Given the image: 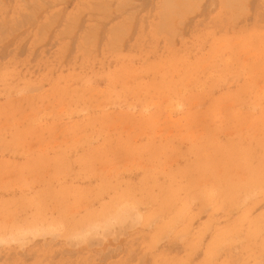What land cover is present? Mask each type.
<instances>
[{
  "label": "rangeland",
  "instance_id": "obj_1",
  "mask_svg": "<svg viewBox=\"0 0 264 264\" xmlns=\"http://www.w3.org/2000/svg\"><path fill=\"white\" fill-rule=\"evenodd\" d=\"M263 167L264 0H0V264H264Z\"/></svg>",
  "mask_w": 264,
  "mask_h": 264
},
{
  "label": "bare ground",
  "instance_id": "obj_2",
  "mask_svg": "<svg viewBox=\"0 0 264 264\" xmlns=\"http://www.w3.org/2000/svg\"><path fill=\"white\" fill-rule=\"evenodd\" d=\"M80 75V74H79ZM2 76V75H1ZM86 82V81H85ZM84 82V83H85ZM116 93V92H115ZM80 94V93H79ZM110 94V93H109ZM112 95V94H111ZM116 95V94H115ZM114 95V96H115ZM130 96V95H129ZM124 98V97H123ZM262 98V97H261ZM104 99V98H103ZM138 99V98H137ZM255 99V98H254ZM258 99V98H257ZM76 100V99H75ZM168 100V99H167ZM72 101V100H71ZM124 101H127V100H124ZM162 101V100H161ZM222 101V100H221ZM130 102H131V100H130ZM82 103V102H81ZM142 103V102H141ZM198 103V102H197ZM255 103V102H254ZM89 104V103H88ZM213 104V103H212ZM245 104V103H244ZM253 104V103H252ZM256 104V103H255ZM71 105V104H70ZM124 105V104H123ZM135 105V104H134ZM139 105V104H138ZM189 105V104H188ZM211 105V104H210ZM93 106V105H92ZM193 106V105H192ZM191 106V107H192ZM233 106V105H232ZM253 106H254V104H253ZM85 108V107H84ZM158 109H159V107H157ZM235 108V107H234ZM255 108V107H254ZM208 109V108H207ZM149 110V109H148ZM227 110V109H226ZM212 111V110H211ZM220 111V110H219ZM262 111V110H261ZM226 112V111H225ZM245 112H246V110H245ZM69 113V112H68ZM141 113V112H140ZM178 113V112H177ZM220 113V112H219ZM262 113V112H261ZM119 114V113H118ZM138 114V113H137ZM187 115V114H186ZM233 115V114H232ZM105 116V115H104ZM111 116V115H110ZM140 116V115H139ZM206 116V115H205ZM96 117V116H95ZM101 117V116H100ZM147 117V116H146ZM211 117V116H210ZM223 117V116H222ZM227 117V116H226ZM171 118V117H170ZM195 118V117H194ZM229 118V117H228ZM239 118V117H238ZM243 118V117H242ZM150 119V118H149ZM208 119V118H207ZM226 119V118H225ZM148 120V119H147ZM188 120V119H187ZM192 120V119H191ZM102 121V120H101ZM114 121V120H113ZM26 122V121H25ZM110 122V121H109ZM132 122V121H131ZM158 122V121H157ZM197 122H199V121H197ZM101 124H102V122H100ZM138 123V122H137ZM150 123V122H149ZM161 123V122H160ZM191 123V122H190ZM241 123V122H240ZM85 124V123H84ZM187 124V123H186ZM205 124V123H204ZM214 124V123H213ZM224 124V123H223ZM118 125V124H117ZM135 125V124H134ZM176 125V124H175ZM190 125V124H189ZM201 125V124H200ZM192 126V125H191ZM206 126V125H205ZM139 127V126H138ZM167 127V126H166ZM221 127V126H220ZM70 128V127H69ZM86 128V127H85ZM142 128V127H141ZM146 128V127H145ZM174 128V127H173ZM259 128V127H258ZM19 129V128H18ZM90 129V128H89ZM136 129H138V128H136ZM161 129V128H160ZM190 129V128H189ZM199 129V128H198ZM201 129V128H200ZM216 129V128H215ZM82 130V129H81ZM80 130V131H81ZM148 130V129H147ZM169 130V129H168ZM211 130V129H210ZM233 130V129H232ZM231 130V131H232ZM31 131V130H30ZM125 131V130H124ZM131 131V130H130ZM150 131V130H149ZM152 131V130H151ZM150 131V132H151ZM176 131V130H175ZM174 131V132H175ZM178 131V130H177ZM245 131V130H244ZM21 132V131H20ZM32 132V131H31ZM161 132V131H160ZM168 132H170V131H168ZM192 132V131H191ZM212 132V131H211ZM100 133V132H99ZM114 133V132H113ZM126 133V132H125ZM124 133V134H125ZM135 133V132H134ZM171 133V132H170ZM194 133V132H193ZM118 134V133H117ZM141 134V133H140ZM191 134V133H190ZM199 134V133H198ZM201 134V133H200ZM92 135V134H91ZM142 135V134H141ZM151 135V134H150ZM158 135H160V134H158ZM157 135V136H158ZM168 135H169V133H168ZM192 135V134H191ZM137 136H139V135H137ZM146 136V135H145ZM152 136V135H151ZM166 136V135H165ZM181 136V135H180ZM71 137V136H70ZM185 137V136H184ZM235 137H237V136H235ZM261 137V136H260ZM166 138V137H165ZM24 139V138H23ZM62 139V138H61ZM85 139V138H84ZM123 139V138H122ZM141 139V138H140ZM147 139V138H146ZM244 139V138H243ZM9 140V139H8ZM78 140V139H77ZM82 140V139H81ZM87 140V139H86ZM186 140V139H185ZM110 141V140H109ZM129 141V140H128ZM150 141V140H149ZM184 141V140H183ZM211 141V140H210ZM89 142V141H88ZM119 142V141H118ZM147 142V141H146ZM187 142V141H186ZM191 142V141H190ZM194 142V141H193ZM199 142V141H198ZM37 143V142H36ZM70 143V142H69ZM82 143V142H81ZM108 143V142H107ZM123 143V142H122ZM192 143V142H191ZM54 144V143H53ZM60 144V143H59ZM117 144V143H116ZM153 144V143H152ZM44 145V144H43ZM130 145V144H129ZM132 145H134V143L132 144ZM137 145V144H136ZM177 145V144H176ZM223 145V144H222ZM23 146V145H22ZM53 146V145H52ZM102 146H104V144L102 145ZM102 146H100V147H102ZM155 146V145H154ZM153 146V147H154ZM238 146V145H237ZM243 146V145H242ZM45 147V146H44ZM51 147V146H50ZM69 147V146H68ZM134 147V146H133ZM181 147V146H180ZM187 147V146H186ZM189 147V146H188ZM219 147V146H218ZM26 148V147H25ZM47 148V147H46ZM53 148V147H52ZM51 148V149H52ZM64 148V147H63ZM108 148V147H107ZM137 148V147H136ZM140 148V147H139ZM192 148V147H191ZM22 149V148H21ZM39 149V148H38ZM69 149V148H68ZM99 149V148H98ZM180 149V148H179ZM197 149H199V148H197ZM231 149H233V148H231ZM36 150V149H35ZM70 150V149H69ZM83 150V149H82ZM87 150V149H86ZM109 150V149H108ZM120 150V149H119ZM127 150V149H126ZM149 150V149H148ZM185 150V149H184ZM247 150V149H246ZM259 150H260V148H259ZM55 151V150H54ZM102 151V150H101ZM52 152V151H51ZM72 152V151H71ZM76 152V151H75ZM74 152V153H75ZM97 152V151H96ZM163 152V151H162ZM261 152V151H260ZM29 153V152H28ZM40 154H41V152H39ZM42 153H43V151H42ZM55 153V152H54ZM60 153V152H59ZM63 153H64V151H63ZM32 154V153H31ZM87 154V153H86ZM114 154V153H113ZM118 154V153H117ZM235 154V153H234ZM248 154V153H247ZM24 155V154H23ZM36 155V154H35ZM83 156H84V154H82ZM88 155V154H87ZM100 155V154H99ZM151 155V154H150ZM150 155H149V157H150ZM193 155V154H192ZM197 155V154H196ZM233 155V154H232ZM231 155V156H232ZM38 156V155H37ZM40 156V155H39ZM43 156V155H42ZM46 156V155H45ZM185 156V155H184ZM206 156V155H205ZM36 157V156H35ZM44 157V156H43ZM186 157V156H185ZM184 157V158H185ZM197 157V156H196ZM34 158V157H33ZM40 158V157H39ZM88 158V157H87ZM180 158H182V156L180 157ZM82 159V158H81ZM133 159V158H132ZM166 159V158H165ZM171 159V158H170ZM131 160V159H130ZM138 160V159H137ZM146 160V159H145ZM155 160H157V159H155ZM241 160V159H240ZM248 160V159H247ZM256 161V160H255ZM54 162V161H53ZM67 162V161H66ZM126 162V161H125ZM157 162V161H156ZM196 162V161H195ZM132 163V162H131ZM138 163V162H137ZM230 163V162H229ZM189 164H191V163H189ZM199 164V163H198ZM85 165V164H84ZM154 165V164H153ZM199 165H201V163L199 164ZM213 165H214V163H213ZM212 165V166H213ZM211 166V167H212ZM225 166V165H224ZM166 167H167V165H166ZM87 168V167H86ZM117 168V167H116ZM208 168V167H207ZM228 168H230V167H228ZM228 168H226L227 170H228ZM248 168V167H247ZM252 168V167H251ZM264 168V167H263ZM139 169V168H138ZM171 169V168H170ZM245 169V168H244ZM172 170V169H171ZM208 170H209V168H208ZM225 170V169H224ZM223 170V171H224ZM84 171V170H83ZM164 171V170H163ZM186 171H187V169H186ZM188 171H190V170H188ZM212 171H214V170H212ZM137 172V171H136ZM196 172V171H195ZM231 172V171H230ZM263 173V172H262ZM221 174H223L222 172H221ZM240 174V173H239ZM161 175V174H160ZM189 175V174H188ZM215 175V174H214ZM220 176V175H219ZM229 176V175H228ZM248 176V175H247ZM142 177H144V175L142 176ZM183 177V176H182ZM188 177V176H187ZM213 177V176H212ZM216 177V176H215ZM249 177V176H248ZM252 177V176H251ZM256 177V176H255ZM189 178H190V176H189ZM223 178V177H222ZM171 179H172V177H171ZM183 179V178H182ZM205 179V178H204ZM188 180V179H187ZM186 180V181H187ZM229 180V179H228ZM258 180V179H257ZM122 181V180H121ZM181 181V180H180ZM195 181V180H194ZM259 181V180H258ZM119 182V181H118ZM140 182V181H139ZM146 182V181H145ZM174 182V181H173ZM193 182V181H192ZM239 182V181H238ZM247 182H249V181H247ZM256 182V181H255ZM7 183V182H6ZM172 183V182H171ZM199 183V182H198ZM220 183V182H219ZM250 183V182H249ZM26 184V183H25ZM189 184H190V182H189ZM248 184V183H247ZM246 184V185H247ZM264 184V182H262V185ZM116 185V184H115ZM148 185V184H147ZM178 185V184H177ZM233 185H236V184H233ZM188 186V185H187ZM190 186V185H189ZM173 187V186H172ZM171 187V188H172ZM191 187V186H190ZM238 187V186H237ZM241 187V186H240ZM250 187V186H249ZM254 187H255V184H254ZM115 188V187H114ZM142 188H144V187H142ZM251 188V187H250ZM111 189V188H110ZM131 189V188H130ZM198 189V188H197ZM226 189H228V188H226ZM254 189V188H253ZM257 189V188H256ZM124 190V189H123ZM179 190V189H178ZM234 190V189H233ZM239 190H241V189H239ZM239 190H237V191H239ZM243 190V189H242ZM12 191V190H11ZM109 191V190H108ZM144 191V190H143ZM180 191V190H179ZM189 191V190H188ZM250 191V190H249ZM255 191V190H254ZM5 192V191H4ZM165 192V191H164ZM168 192V191H167ZM207 192V191H206ZM230 192H231V189H230ZM229 192V193H230ZM261 192H263V191H261ZM185 193V192H184ZM234 193H235V191H234ZM233 193V194H234ZM253 193V192H252ZM260 193V192H259ZM187 194V193H186ZM203 194V193H202ZM217 194H219V193H217ZM250 194V193H249ZM78 195V194H77ZM126 195H128V194H126ZM133 195V194H132ZM177 195V194H176ZM185 195V194H184ZM207 195V194H206ZM211 195V194H210ZM231 195V194H230ZM237 195V194H236ZM160 196V195H159ZM170 196V195H169ZM208 196V195H207ZM217 196V195H216ZM256 196V195H255ZM264 196V195H263ZM131 197V196H130ZM135 197V196H134ZM184 197V196H183ZM194 197V196H193ZM204 197V196H203ZM206 197V196H205ZM211 197H215V196H211ZM223 197V196H222ZM221 197V198H222ZM252 197V196H251ZM126 198V197H125ZM152 198V197H151ZM155 198V197H154ZM223 198H225V196L223 197ZM238 198V197H237ZM250 198V197H249ZM73 199V198H72ZM96 199V198H95ZM181 199V198H180ZM195 199H196V197H195ZM49 200V199H48ZM97 200V199H96ZM125 200V199H124ZM129 200V199H128ZM216 200V199H215ZM223 200V199H222ZM246 200V199H245ZM117 201V200H116ZM120 201V200H119ZM127 201V200H126ZM160 201V200H159ZM165 200L163 199V201L162 202H164ZM34 202V201H33ZM65 202V201H64ZM114 202V201H113ZM128 202V201H127ZM131 202V201H130ZM226 202V201H225ZM229 202V201H228ZM26 203V202H25ZM58 203V202H57ZM239 202H237V204H238ZM245 203V202H244ZM131 204V203H130ZM138 204V203H137ZM170 204V203H169ZM45 205V204H44ZM134 205H135V203H134ZM205 205V204H204ZM223 205H225L224 203H223ZM245 205V204H244ZM108 206H109V204H108ZM117 206V205H116ZM115 206V207H116ZM165 206V205H164ZM169 206V205H168ZM178 206V205H177ZM187 206V205H186ZM185 206V207H186ZM190 206V205H189ZM188 206V207H189ZM113 207V206H112ZM118 207V206H117ZM123 207V206H122ZM136 207V206H135ZM183 207H184V205H183ZM223 207V206H222ZM241 207V206H240ZM43 208V207H42ZM48 208V207H47ZM177 208V207H176ZM248 208V207H247ZM253 208V207H252ZM103 209V208H102ZM119 209H121V208H119ZM128 208H126L125 210H121V211H118V212H116V214H114L112 217H111V219H109L108 218V220L106 221V223H104V224H102V223H97V224H94V226L93 227H91L89 230L87 229L86 231V233H85V235L83 236V233L79 236L80 238L79 239H84L85 237L86 238H88V236H90V235H97L98 233H100V232H104V231H107V230H109L112 226H115V224H118V222L119 221H121V222H124L123 220L127 217V213H128V216H129V212H127L128 210H127ZM167 209V208H166ZM209 209H210V207H209ZM231 209V208H230ZM236 209V208H235ZM96 210V209H95ZM116 210V209H115ZM114 210V211H115ZM118 210V209H117ZM116 210V211H117ZM174 210H175V208H174ZM173 210V211H174ZM113 211V212H114ZM129 211H130V209H129ZM189 211V210H188ZM231 211V210H230ZM44 212V211H43ZM72 212V211H71ZM87 212V211H86ZM180 212H181V210H180ZM18 213V212H17ZM23 213V212H22ZM96 213V212H95ZM131 213V212H130ZM160 213H162V211L160 212ZM188 213V212H187ZM110 214H112V213H110ZM174 214H176V213H174ZM179 214V213H178ZM244 214V213H243ZM35 215V214H34ZM40 215V214H39ZM108 215V214H107ZM184 215V214H183ZM242 215V214H241ZM162 216V215H161ZM172 216V215H171ZM42 217V216H41ZM167 217V216H166ZM173 217V216H172ZM88 218H89V216H88ZM103 218V217H102ZM177 218H178V216H177ZM181 218V217H180ZM258 218V217H257ZM173 219V218H172ZM179 219V218H178ZM34 220V219H33ZM87 220V219H86ZM129 220V219H128ZM167 220V219H166ZM174 220V219H173ZM182 220V219H181ZM256 220V219H255ZM263 220V219H262ZM238 221H239V219H238ZM244 221V220H243ZM33 222V221H32ZM50 222V221H49ZM99 222V221H98ZM150 222V221H149ZM191 222V221H190ZM35 223V222H34ZM42 223V222H41ZM60 223V222H59ZM96 223V222H95ZM167 223V222H166ZM170 223V222H169ZM236 223H237V221H236ZM54 223H52V225H53ZM78 224V223H77ZM87 224V223H86ZM89 224V223H88ZM91 224V223H90ZM89 224V225H90ZM242 224V223H241ZM250 224V223H249ZM32 225V224H31ZM37 225V224H36ZM48 225H50V223H48ZM79 225V224H78ZM131 225V224H130ZM56 226V225H55ZM63 226V225H62ZM88 226V225H87ZM92 226V225H91ZM177 226V225H176ZM210 226V225H209ZM19 227V226H18ZM58 227V226H57ZM90 227V226H89ZM249 227H250V225H249ZM3 228H4V226H3ZM22 228V227H21ZM117 228V227H116ZM131 228V227H130ZM248 228V227H247ZM253 228V227H252ZM9 229V228H8ZM34 229V228H33ZM54 229V228H53ZM71 229V228H70ZM203 229V228H202ZM255 229V228H254ZM28 230V229H27ZM40 230V229H39ZM49 230H50V228H49ZM57 230H59V229H57ZM128 230V229H127ZM168 230V229H167ZM233 230V229H232ZM261 230V229H260ZM63 231V230H62ZM70 231V230H69ZM164 231V230H163ZM171 231V230H170ZM225 231V230H224ZM248 231V230H247ZM50 231H48V235L50 234L49 233ZM83 232H84V230H83ZM216 232V231H215ZM22 233V232H21ZM44 233H46V232H44ZM80 233V232H79ZM171 233H172V231H171ZM207 233V232H206ZM248 233V232H247ZM3 234V233H2ZM20 234V233H19ZM18 234V235H19ZM30 234H33L32 236L34 237V236H36L37 234H40V232H38V231H36V229L35 230H32L31 231V233L29 232V235ZM249 234V233H248ZM248 234H246V235H248ZM1 235V234H0ZM8 235V234H7ZM22 235V234H21ZM57 235V234H56ZM77 236L79 235V234H76ZM162 235V234H161ZM202 235V234H201ZM216 235V234H215ZM219 235V234H218ZM31 236V235H30ZM64 236V235H63ZM77 236H76V238H75V236H74V238L75 239H78L77 238ZM82 236V237H81ZM159 236V235H158ZM199 236V235H198ZM11 237V236H10ZM18 237V236H17ZM53 237V236H52ZM167 237V236H166ZM220 237V236H219ZM227 237V236H226ZM254 237V236H253ZM15 239H16V237H14ZM22 237H20L19 239H21ZM26 238V237H25ZM200 238H201V236H200ZM217 239H218V237H216ZM223 238V237H222ZM254 238H257V237H254ZM261 238V237H260ZM31 239V238H30ZM179 239V238H178ZM226 239V238H225ZM248 239V238H247ZM10 240H12V241H14L13 240V238L11 239L10 238ZM24 240V239H23ZM44 240V239H43ZM68 240V239H67ZM199 240V239H198ZM241 240V239H240ZM1 241H3V239L0 237V242ZM18 242H19V240H17ZM181 241V240H180ZM221 241V240H220ZM248 241V240H247ZM250 241V240H249ZM4 242V241H3ZM2 242V243H3ZM5 242H7L6 240H5ZM9 242V241H8ZM21 242V241H20ZM24 242V241H23ZM191 242V241H190ZM226 243V242H225ZM231 243V242H230ZM242 243V242H241ZM247 243V242H246ZM253 243V242H252ZM198 244V243H197ZM219 245H220V243H218ZM247 244H249V243H247ZM24 245V244H23ZM27 245V244H26ZM246 245V244H245ZM191 246V245H190ZM215 246V245H214ZM217 246V245H216ZM222 246V245H221ZM252 246V245H251ZM197 247V246H196ZM193 248V247H192ZM219 248V247H218ZM258 248V247H257ZM261 249V248H260ZM214 251H216V249L214 250ZM209 252V251H208ZM251 252V251H250ZM207 254V253H206ZM211 254V253H210ZM220 254V253H219ZM253 255V254H252ZM206 256V255H205ZM210 257V256H209ZM212 257H213V255H212ZM216 257H218V256H216ZM188 258V257H187ZM249 258V257H248ZM248 258H246V259H248ZM171 260V259H170ZM215 260V259H214ZM211 261V260H210ZM246 261H248V260H246ZM178 262V261H177ZM184 263H185V261H184ZM225 264V263H224Z\"/></svg>",
  "mask_w": 264,
  "mask_h": 264
}]
</instances>
